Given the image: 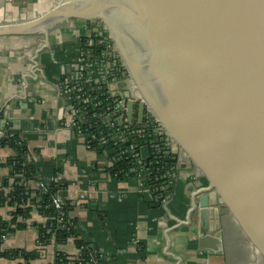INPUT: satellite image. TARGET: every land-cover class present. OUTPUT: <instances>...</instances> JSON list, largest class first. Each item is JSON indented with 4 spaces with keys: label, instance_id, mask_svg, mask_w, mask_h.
<instances>
[{
    "label": "water",
    "instance_id": "1",
    "mask_svg": "<svg viewBox=\"0 0 264 264\" xmlns=\"http://www.w3.org/2000/svg\"><path fill=\"white\" fill-rule=\"evenodd\" d=\"M74 23L106 29L143 101L141 121L149 112L180 150L175 177L191 170L205 182L191 208L200 236L226 213L264 264V0H57L0 24V39L44 38L42 52Z\"/></svg>",
    "mask_w": 264,
    "mask_h": 264
},
{
    "label": "crops",
    "instance_id": "2",
    "mask_svg": "<svg viewBox=\"0 0 264 264\" xmlns=\"http://www.w3.org/2000/svg\"><path fill=\"white\" fill-rule=\"evenodd\" d=\"M56 2L0 0V24L33 19ZM85 26L74 23L55 31L52 49L42 52V41L35 42L38 37L0 39V132L27 137L31 149L40 151L50 163L45 174L62 169L61 179L69 183L62 198L74 206L72 218L81 228L80 239L94 248L95 241L100 247L96 252L103 264H247L241 248L245 242L226 213L221 215L219 230L200 236L201 217L191 208L195 191L205 187V182L194 171L178 173L167 204H153L141 193L139 181L113 178L107 171L111 166L107 156L88 149L83 137L67 127L75 117L63 93V80L74 77L81 39L89 38ZM81 77L86 85L85 74ZM12 155L11 150L0 148V163ZM0 176L10 178L9 170L1 169ZM9 180L13 184L14 179ZM30 187L37 189L38 183L31 182ZM13 211L0 206V219L10 221ZM46 222L34 212L28 228L8 237L3 249L41 251L32 264H56L58 253L77 259L80 250L75 239L40 247L34 225ZM0 264L24 262L0 259Z\"/></svg>",
    "mask_w": 264,
    "mask_h": 264
},
{
    "label": "trees",
    "instance_id": "3",
    "mask_svg": "<svg viewBox=\"0 0 264 264\" xmlns=\"http://www.w3.org/2000/svg\"><path fill=\"white\" fill-rule=\"evenodd\" d=\"M84 39V44L88 43ZM84 138L90 137L91 133L96 135V140L91 144L92 150L100 156L106 155L108 162V173L119 181L128 179L138 180L140 174L143 175L144 187L149 192L144 193L153 204L162 205L166 198L167 191H161L162 182L167 168L177 166L178 151L167 149L161 138L154 135L155 127L150 128L142 137H131L128 145H115V139H108L107 144L100 142L101 133L105 126L101 122H95L89 117L81 121ZM95 127L88 130L91 126ZM0 148L9 149L13 152L11 158L5 163H0V170L7 169L10 178L14 179L13 184L10 178L0 176V206L13 208L10 221L0 219V259L21 260L24 264H32L40 257L41 251L26 250H4L5 239L18 231L28 228V221L33 213L37 212L47 219L44 224L36 223L34 227L39 233L40 247L60 246L66 244L70 239H75L80 256L72 259L64 253H58L56 264H103V259L90 242H83L78 222L72 218L74 206L71 202L63 199V193L68 188L69 183L61 179L62 169L54 168L51 175L45 174L49 169L50 163L46 162L41 152L32 150L27 137L19 134L8 133L0 139ZM143 148V150H142ZM137 154L145 156L143 167L136 163ZM51 176L47 178L45 176ZM48 179V181L46 180ZM170 181L169 192L174 194L175 180L173 176ZM31 182L43 183L45 189H32ZM55 196L63 200V209H55L53 199ZM95 259L94 262H91Z\"/></svg>",
    "mask_w": 264,
    "mask_h": 264
},
{
    "label": "built area",
    "instance_id": "4",
    "mask_svg": "<svg viewBox=\"0 0 264 264\" xmlns=\"http://www.w3.org/2000/svg\"><path fill=\"white\" fill-rule=\"evenodd\" d=\"M86 27L87 31H91L89 38H82L79 51H77L76 65L78 69L73 72L72 79L63 80V93L69 97L72 103L75 119L71 121L68 128L72 129L75 134L82 135L84 131L81 127V121L88 117L95 122H101L105 126V130L101 133L100 142L102 145L107 144L108 139H115V145H128L131 137H142L144 133L150 131V128L155 127L154 135L165 141L164 146L169 150L177 148L167 138L161 128L157 125L155 119L149 112H145L144 118L141 121L139 108L143 101L138 96L133 85L131 84L127 72L120 62V59L114 49L111 39L104 27L98 24H89ZM88 39V43L84 44L83 40ZM86 77L85 84H82V75ZM111 80V81H110ZM110 81V82H109ZM118 82L124 86L117 88L114 83ZM113 83V84H112ZM130 93L126 97V93ZM133 102L134 116L131 123L128 122V103ZM95 127L91 126L88 130ZM0 135H4L0 132ZM82 137V136H81ZM86 146L91 149V144L96 140V135L91 133L90 137L84 138ZM120 145V146H121ZM143 150V148H142ZM136 163L143 167L145 156L137 154ZM176 167L167 168L165 171L161 191H167L166 198L163 203L167 204V200L171 199L172 193L169 192L170 181L167 180L173 176L176 180ZM197 176V174L195 173ZM141 193L149 192L144 187L143 175L138 176ZM39 189H45L43 183H38ZM53 204L56 210L63 209V200L55 196ZM6 240V239H5ZM92 259L91 262H94Z\"/></svg>",
    "mask_w": 264,
    "mask_h": 264
},
{
    "label": "rangeland",
    "instance_id": "5",
    "mask_svg": "<svg viewBox=\"0 0 264 264\" xmlns=\"http://www.w3.org/2000/svg\"><path fill=\"white\" fill-rule=\"evenodd\" d=\"M85 27H87L88 28V26H85ZM89 34H87V37H89L90 35H91V31H87ZM34 39V38H33ZM33 39H31L32 41H34ZM36 41H42L40 44H42V45H44V38H39V40L37 39V40H35V42ZM176 151H178V155L180 154V150L179 149H176ZM194 173H195V171H194ZM245 245V244H244ZM242 246L241 248H242V253H243V255H245L246 256V261H247V264H259V261H257V259H254L253 258V256H252V254H251V252H250V250H248V248L247 247H245V246Z\"/></svg>",
    "mask_w": 264,
    "mask_h": 264
}]
</instances>
